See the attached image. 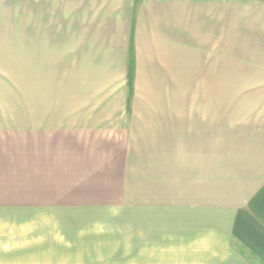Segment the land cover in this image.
<instances>
[{
    "label": "crops",
    "instance_id": "1",
    "mask_svg": "<svg viewBox=\"0 0 264 264\" xmlns=\"http://www.w3.org/2000/svg\"><path fill=\"white\" fill-rule=\"evenodd\" d=\"M193 50L196 82L258 84L249 92L263 102L208 166L201 143L197 199L184 201L193 214L168 220V251L264 264V0H0V264H27V212L175 204L174 190L144 199L159 177L151 161L136 170L142 146L129 144L118 77L128 66L187 67Z\"/></svg>",
    "mask_w": 264,
    "mask_h": 264
},
{
    "label": "rangeland",
    "instance_id": "2",
    "mask_svg": "<svg viewBox=\"0 0 264 264\" xmlns=\"http://www.w3.org/2000/svg\"><path fill=\"white\" fill-rule=\"evenodd\" d=\"M140 4H135L133 16ZM229 39L224 46L229 44ZM208 52L214 58L215 53ZM129 54L134 58L132 51ZM200 54L193 50V60L188 63L192 64L187 67L128 66L118 77L126 97L125 106L129 108L125 117L132 122L131 131H134L129 134V144L133 148L139 147L137 143L142 146L137 153L141 152L138 162L143 160V163L137 164L136 170L148 171L149 167L146 169L143 164L151 161L149 170H155L159 177L155 180L156 190L144 184V199L160 196L164 200L168 191L172 194L174 190L175 204L168 206L160 201L156 204L158 211L155 205L154 210L151 205H145L139 211L132 206L124 211L112 208L27 212V264H222L216 258H183L180 252L172 255L168 251V220L183 223L186 216L190 218L193 214L188 209L190 204L186 206L184 201L197 199L200 180L190 174L199 166L197 154L201 143L202 150L208 152V155L204 153L203 164L208 166L215 145L227 143L231 133L239 130V123L255 120L257 107L262 106L263 100L258 97L262 92H249V87L258 84L214 83L206 75L203 82H196L200 79ZM224 55L227 56L226 52ZM206 69L210 74L211 68ZM190 78L193 81L187 82ZM101 85L110 86L96 84V90ZM111 85L113 90L118 88V84ZM167 146L175 151V189L172 185L168 187V171L163 166L167 162ZM136 221L149 225L137 229ZM223 261L231 264L232 260Z\"/></svg>",
    "mask_w": 264,
    "mask_h": 264
}]
</instances>
